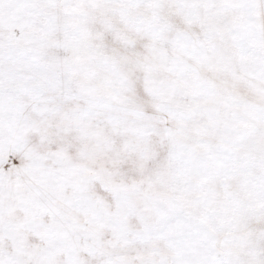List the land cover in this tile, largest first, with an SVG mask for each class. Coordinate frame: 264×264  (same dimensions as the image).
<instances>
[{
	"label": "snow or ice",
	"instance_id": "1",
	"mask_svg": "<svg viewBox=\"0 0 264 264\" xmlns=\"http://www.w3.org/2000/svg\"><path fill=\"white\" fill-rule=\"evenodd\" d=\"M0 264H264V0H0Z\"/></svg>",
	"mask_w": 264,
	"mask_h": 264
}]
</instances>
